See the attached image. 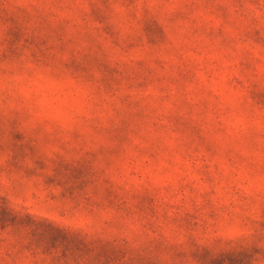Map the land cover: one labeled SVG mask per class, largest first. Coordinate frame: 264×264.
Segmentation results:
<instances>
[{
	"label": "clouds",
	"instance_id": "obj_1",
	"mask_svg": "<svg viewBox=\"0 0 264 264\" xmlns=\"http://www.w3.org/2000/svg\"><path fill=\"white\" fill-rule=\"evenodd\" d=\"M0 264H264V0H0Z\"/></svg>",
	"mask_w": 264,
	"mask_h": 264
}]
</instances>
